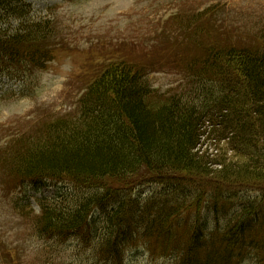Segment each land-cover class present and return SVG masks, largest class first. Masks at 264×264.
I'll return each mask as SVG.
<instances>
[{
  "label": "trees",
  "instance_id": "1",
  "mask_svg": "<svg viewBox=\"0 0 264 264\" xmlns=\"http://www.w3.org/2000/svg\"><path fill=\"white\" fill-rule=\"evenodd\" d=\"M27 2L0 0V75L44 69L57 46L58 26L35 21ZM121 54L101 58L81 91L76 119L54 118L39 135L20 138L25 146L0 165L16 186L56 181L74 190L41 205L38 234L61 238L91 230L99 252L118 257L133 237L161 238L182 214L195 211L189 250L197 257L205 250V260L190 264H229L236 251L255 245L264 253V238L255 242L262 224L254 202L232 205L217 191L264 184V35L255 45L211 35L205 54L189 66L191 88L179 95L152 89L143 69ZM209 142L213 153L204 148ZM222 142L225 156L217 159ZM194 182L205 183L182 184ZM150 183L163 190L146 200L123 195ZM203 186L220 198L211 200ZM201 208L213 218L211 229ZM222 217L223 230L214 232Z\"/></svg>",
  "mask_w": 264,
  "mask_h": 264
},
{
  "label": "rangeland",
  "instance_id": "2",
  "mask_svg": "<svg viewBox=\"0 0 264 264\" xmlns=\"http://www.w3.org/2000/svg\"><path fill=\"white\" fill-rule=\"evenodd\" d=\"M27 3L35 21L51 19L55 28L58 26L57 46L54 45V53L44 69L14 72L17 77L0 75V165L25 146L20 138L39 135L54 118L78 117L81 91L91 81L101 58L104 61L123 52L143 69L151 88L179 95L191 88L189 66L205 54L211 35L235 45H255L264 35V0H28ZM12 27L17 28L14 23ZM203 29L208 32L200 34ZM225 144L222 142L220 151H214L220 155L217 159L224 158ZM207 146L210 153L217 149L213 142L204 148ZM16 182L15 177L0 170V264H190L191 259L205 260V250L198 257V252L192 254L189 250L190 234L197 225L193 222L198 216L195 211L182 214L171 233L161 238L133 237L126 248L119 250L118 257L113 254L107 257L92 241L91 230L61 238L38 234L35 216L40 213V204L43 200L72 195L74 190L69 184L49 181L37 185L29 181L16 186ZM194 183L195 186L182 184L190 189L205 182ZM211 188L203 186L200 191L213 201L221 195L229 197L233 200L229 204L236 206L241 204L239 199L254 202L259 211L257 219L262 224L255 241L259 243L264 238V184L231 186V191L219 186V196ZM162 190L160 185L150 183L129 188L123 195L132 200H146ZM200 217H204L206 229L213 227V218L202 208ZM224 225L222 217L214 232L222 231ZM207 235L205 232L204 239ZM229 264H264V253L255 245L236 251Z\"/></svg>",
  "mask_w": 264,
  "mask_h": 264
}]
</instances>
